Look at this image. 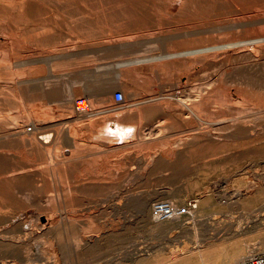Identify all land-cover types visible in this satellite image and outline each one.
<instances>
[{
    "label": "bare ground",
    "instance_id": "obj_1",
    "mask_svg": "<svg viewBox=\"0 0 264 264\" xmlns=\"http://www.w3.org/2000/svg\"><path fill=\"white\" fill-rule=\"evenodd\" d=\"M260 1L263 3L259 4ZM177 2L180 16L190 4L201 3L227 4L233 11L253 14L233 17L234 22L223 25L206 24L205 27L196 30H187L186 35L204 36L198 39L199 47L164 44L160 55L153 54L157 46H152L148 53L138 56L140 47L131 41L122 40L101 50L109 54L136 55L134 59L130 57L133 60L129 65L131 72L138 75L137 78L152 73H169L175 59L178 60V65L173 67L175 73L187 69L191 60L212 64L215 75L207 83L208 90L202 92L193 106L186 104L189 112L183 113L194 114L200 122L207 118L212 126L220 123L221 126L214 129L222 131L223 137L229 140L225 152L227 157L238 158L248 154L253 148L251 142L254 144L260 142L256 141L255 135L250 134L251 128L241 125L240 120L244 116L260 118V115L264 114V0H177ZM63 4L64 0H0V206L13 209L12 212L0 211V264H59L58 256L65 261V254L68 252L76 253V256L79 251L87 254V251L97 247L94 240L99 239L101 235L112 234L103 231L107 225L91 223L80 227L74 222L72 215L74 208L89 202L97 204L104 201L117 189L120 181L108 184L103 180L107 179L106 176L116 178L118 175L115 176L114 173L122 169L125 171L127 164L138 162L147 164L150 169L158 168L161 164L177 162L173 157L177 149L173 145L165 148L150 143L159 137L148 140L140 123L123 125L118 121L112 126L105 125L99 130L98 135L94 132L96 136H88L91 141L84 142L86 138L79 136L82 128L78 123L109 111L103 106H96L95 103L103 105L112 99V93L117 87L122 86L125 92L127 87L120 82L122 73L112 77L109 72L84 71L86 65L95 64L93 62L97 58L90 59L92 56L89 58L88 54V58H83L84 54L81 53L83 51L87 53L90 49L86 50L84 45L77 43L73 45L76 51L71 53H56L49 49V53L41 58L47 61L48 69H41L44 65L40 68L34 66L39 58L30 55L32 50L29 45L38 41L47 42L54 37L55 31H61L59 26V29L55 30L57 27L54 28L52 23L63 20L61 12ZM132 7L135 8L134 16L128 18V21H145L138 8L135 5ZM211 8L209 6V9ZM217 10L219 11L220 7ZM79 20L80 18H77L76 23H79ZM214 29L225 31L227 37L224 34V38L217 39L209 36ZM156 34L164 35L163 32ZM22 53L24 55H21ZM59 71L61 72L58 73ZM79 94L88 95L91 99L83 100L82 104L77 103L74 106L72 104L74 97ZM164 94L160 98H144L130 116L143 119L149 109L163 111L168 117L173 116L184 102L179 95ZM174 96L181 103L178 106L169 103V99ZM38 99L51 107L46 106L49 109L42 113L38 112V109L37 111L33 110L34 108L29 109V103ZM167 103L169 104L166 105ZM67 112L72 113L73 117L69 120L60 118ZM215 118L223 120L216 121ZM71 122L75 126L69 127ZM151 133L152 131L148 135ZM192 134L195 144L214 141V145L219 147L220 142L215 140L211 131L195 133L194 130ZM134 139L137 141L131 143ZM244 139L253 141L242 142ZM190 142L186 141L179 151L185 155V161L192 153L189 148L193 143ZM159 150L161 152L158 159L156 154ZM132 151L144 158L134 157ZM53 152L56 162L50 160ZM84 155L86 158L87 155L89 158L92 157L83 160ZM49 160L53 165L57 164L59 168L67 171L74 170L72 165L79 163L88 164L91 168H88L89 174L86 175L83 172L87 169L83 170L84 166L80 167L83 170L81 174L84 175L79 176L77 173L76 178L79 182L53 185L56 195L51 196L46 195L51 186L47 183L40 184L38 178L43 175L32 169L35 162L40 161L48 165ZM251 195L252 192L241 188L235 192L220 194L219 197L233 201L248 199ZM151 202L152 200L148 198L141 201L146 212H149ZM123 204L128 207L130 198L124 197ZM193 211L192 207L190 213ZM42 219H45V222ZM5 223L11 226L2 229ZM176 224L181 225L183 222L179 221ZM44 241L49 243V247H45ZM129 243V237L125 236L121 246L124 249L126 263L133 259L128 250ZM243 259L245 256L241 254L227 264H237Z\"/></svg>",
    "mask_w": 264,
    "mask_h": 264
},
{
    "label": "rangeland",
    "instance_id": "obj_2",
    "mask_svg": "<svg viewBox=\"0 0 264 264\" xmlns=\"http://www.w3.org/2000/svg\"><path fill=\"white\" fill-rule=\"evenodd\" d=\"M262 3V1L259 2V4ZM208 4L210 3H201L200 6L190 4L180 16L177 0H64L61 6L63 20L52 23L54 28L57 27L55 30L60 28L61 31H55L54 37L47 42L38 41L29 45L32 50L30 55L39 58L34 66L40 68L44 65L45 68L43 66L41 69H48L47 61L41 58L49 53V49L56 53H71L76 51L73 45L77 43L84 45L86 50L90 49L87 53L86 51L81 53L84 54L83 58L91 56L90 59L97 58L93 65L90 64L92 62H88L90 65H86L84 71L109 72L110 76L123 74L120 82L127 87L126 92L122 86H119L113 91L110 101L103 105L95 103L96 106H103L109 111L78 123L83 132L80 131L82 134L79 136L86 138L84 142L91 141L88 136L98 135L99 130L105 125L112 126L119 121L123 125L140 123L148 140L155 139L157 136L160 138L153 140L155 142L149 141L150 143H154L156 147L165 148L173 145L177 149L173 156L177 162L161 164L158 168L150 167V169L147 164L136 162L127 164L125 171L122 169L114 173L115 176L118 175L116 178L106 176L104 183L120 181V185L116 186L117 189L100 203L89 202L74 208L72 215L74 222L80 227L91 223L107 225L103 231H109L112 235H101L99 239L94 240L97 247L87 251V254L79 251L76 256V253L68 252L67 255L65 254V261L58 256L59 264H79L76 261H80V264H227L241 254H244L245 259L264 255V114L260 115V118L244 116L240 120L241 125L251 128L250 134L255 135L256 141L260 143L251 142L253 148L250 153L238 158H229L225 155L229 140L223 137L222 131L214 129V127H220V123L212 126L209 120H206L207 118L200 122L194 114L183 113L189 112L186 104L193 106L202 92L208 90L207 83L215 75L212 64L191 60L187 69L175 73L173 67L178 65V60L175 59L169 73H152L149 76L137 78V74L131 72L129 65L136 55L109 54L101 50L122 40L131 41L140 47L138 56L148 53L152 46H157L153 54L160 55L164 44L199 47L198 39L204 36L186 35L187 30H196L205 27L206 24V26L223 25L234 22L233 17L253 14L244 12V15L239 10L233 11L227 4ZM133 5L145 17V21H128V18L134 16ZM211 5H213L212 8ZM77 18H80L79 23H76ZM212 22L215 24H211ZM158 32H163L164 35L159 36L156 34ZM213 32L209 36L216 39L224 38L223 34L226 33L221 29L220 31L214 29ZM117 91L125 94L124 102L114 101ZM164 93L179 95L184 102L181 104L175 96L169 99V103L174 106L182 105L173 116L168 117L163 111L151 109L143 119L130 116L144 98H160ZM90 99L88 95L79 94L74 97L72 104L75 106L77 103L82 104L83 100ZM29 106V109H38L40 113L47 111L48 106L51 107L41 99L32 101ZM71 117L73 114L67 112L60 118L69 120ZM214 120L223 119L215 118ZM70 126L75 124L71 122ZM194 130L195 133L213 132L215 140L220 142L219 147L214 145V141L193 143ZM151 131L152 133L148 135ZM94 132L96 135L93 134ZM136 141L137 139H134L131 143ZM186 141L193 143L189 148L192 153L187 161L184 159L185 155L179 152ZM246 141H253V139L242 140V142ZM160 152L159 150L156 154L158 159ZM54 153H52L53 158L56 157ZM132 155L144 158L133 151ZM52 156L50 160L56 162V158L54 160ZM87 156V158L86 155L82 156L83 160L92 157ZM49 161L48 165L37 161L32 169L43 175L38 178L40 184L47 183L51 186L46 192V195L51 196L56 195L53 185L79 182L76 178L77 173L79 176L87 175L88 168H91L88 164L79 163L72 165L74 170L67 171ZM143 165L148 169L145 170ZM80 167H83V170L87 169L86 172H83ZM81 171L84 174H81ZM85 182L94 181L85 180ZM241 188H246L252 192V195L248 199L233 201H226L219 197L220 194L235 192ZM124 197L130 198L128 207L123 204ZM146 198L152 200L149 212H146L141 204V201ZM157 201H170L179 206L193 203L195 206H192L194 211L190 215L162 222L154 217L152 211L153 204ZM0 211L12 212L13 209L0 206ZM19 212L18 210L17 213ZM194 216H196L195 220ZM42 221L45 222V219ZM179 221L183 224H176ZM10 226L11 224L5 223L1 228L8 229ZM125 236L129 237L128 250L133 256V259L127 263L124 262V249L121 246ZM44 244L46 248L49 247L47 241H44ZM79 257H82L81 260Z\"/></svg>",
    "mask_w": 264,
    "mask_h": 264
},
{
    "label": "built area",
    "instance_id": "obj_3",
    "mask_svg": "<svg viewBox=\"0 0 264 264\" xmlns=\"http://www.w3.org/2000/svg\"><path fill=\"white\" fill-rule=\"evenodd\" d=\"M113 99L116 103H122L125 100V94L122 91H117ZM192 206L195 205L189 203L179 206L170 201H157L153 204L152 211L154 217L163 222L190 215ZM238 264H264V255L248 257Z\"/></svg>",
    "mask_w": 264,
    "mask_h": 264
}]
</instances>
